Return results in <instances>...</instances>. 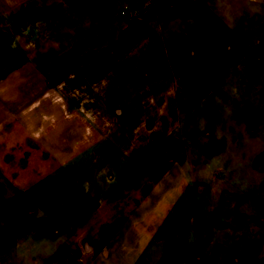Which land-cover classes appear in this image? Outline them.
<instances>
[{
	"label": "rangeland",
	"instance_id": "1",
	"mask_svg": "<svg viewBox=\"0 0 264 264\" xmlns=\"http://www.w3.org/2000/svg\"><path fill=\"white\" fill-rule=\"evenodd\" d=\"M82 3L0 0V264H264V0Z\"/></svg>",
	"mask_w": 264,
	"mask_h": 264
},
{
	"label": "crops",
	"instance_id": "2",
	"mask_svg": "<svg viewBox=\"0 0 264 264\" xmlns=\"http://www.w3.org/2000/svg\"><path fill=\"white\" fill-rule=\"evenodd\" d=\"M41 2L45 3L47 6L48 5H52L54 3L57 4H62L64 6H66V8H68V13L66 14H60V10L53 18H52V22H54V24L52 23V32H57V31H64L65 34H74L75 33V20L74 18H76L74 15L69 14V12H75V4L76 2H83V6L84 9H88L90 8V5H86V3H90V0H41ZM71 10V11H70ZM100 13L103 12L105 14V11H103L102 9H99ZM86 11L84 13H81L83 15V19L82 17L78 16V19L83 23V29L88 30L89 32H91L92 30H94V32H99L103 27H105V23H102L100 20L99 21H95L93 22L90 18V14L89 17H87V14H85ZM59 20L58 23H56L55 21ZM70 51H68L69 53ZM67 53V54H68ZM67 54L63 55V59L62 61H65L68 63L67 60H65V57L67 56ZM69 62L71 63V61L69 60ZM74 62V61H72ZM49 66H55L53 65H48L47 63L43 62V61H38V60H27L24 62H20L15 68L16 70L13 72L14 75V79L13 81H11L12 83L16 84H21V83H27V82H35L39 85H36L33 89L35 91H39L40 90L43 92V86H41V82L43 78H57L60 77L62 75V71L60 70H56V71H50L47 70V67ZM23 68H27L26 70H23ZM46 78V79H47ZM18 92V90H17Z\"/></svg>",
	"mask_w": 264,
	"mask_h": 264
},
{
	"label": "built area",
	"instance_id": "3",
	"mask_svg": "<svg viewBox=\"0 0 264 264\" xmlns=\"http://www.w3.org/2000/svg\"><path fill=\"white\" fill-rule=\"evenodd\" d=\"M146 5L149 6L150 5V1H147V4Z\"/></svg>",
	"mask_w": 264,
	"mask_h": 264
},
{
	"label": "trees",
	"instance_id": "4",
	"mask_svg": "<svg viewBox=\"0 0 264 264\" xmlns=\"http://www.w3.org/2000/svg\"><path fill=\"white\" fill-rule=\"evenodd\" d=\"M137 22H139V20H137Z\"/></svg>",
	"mask_w": 264,
	"mask_h": 264
}]
</instances>
